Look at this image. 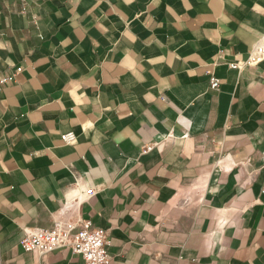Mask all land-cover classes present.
Wrapping results in <instances>:
<instances>
[{
	"label": "crops",
	"instance_id": "crops-1",
	"mask_svg": "<svg viewBox=\"0 0 264 264\" xmlns=\"http://www.w3.org/2000/svg\"><path fill=\"white\" fill-rule=\"evenodd\" d=\"M263 32L264 0H0V264H83L20 243L77 198L109 264H264V60L229 67Z\"/></svg>",
	"mask_w": 264,
	"mask_h": 264
},
{
	"label": "built area",
	"instance_id": "built-area-1",
	"mask_svg": "<svg viewBox=\"0 0 264 264\" xmlns=\"http://www.w3.org/2000/svg\"><path fill=\"white\" fill-rule=\"evenodd\" d=\"M264 60V32L255 45L250 49L245 59L229 63V67L241 71L246 67L256 66ZM19 67L17 72L21 71ZM16 73L5 75L0 78V85L11 82L15 79ZM211 89H217L220 79L211 75L208 80ZM76 134L69 130L60 134V140L65 144H74ZM156 142L143 143L140 152L146 153L153 149ZM264 193V189H262ZM93 194V189L83 191L87 199ZM81 199L65 202L59 209L53 223L47 227L26 228L20 243L25 251H33L40 255L67 249L72 254L78 255L83 264H109L110 253L108 246L110 239L107 230L100 226H94L91 219L79 216L77 206Z\"/></svg>",
	"mask_w": 264,
	"mask_h": 264
}]
</instances>
